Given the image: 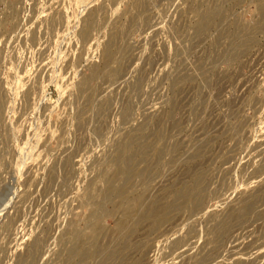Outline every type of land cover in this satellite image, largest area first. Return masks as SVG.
<instances>
[{"label":"rangeland","instance_id":"374dc122","mask_svg":"<svg viewBox=\"0 0 264 264\" xmlns=\"http://www.w3.org/2000/svg\"><path fill=\"white\" fill-rule=\"evenodd\" d=\"M2 20L0 264H264L260 0H0Z\"/></svg>","mask_w":264,"mask_h":264},{"label":"bare ground","instance_id":"6f19581e","mask_svg":"<svg viewBox=\"0 0 264 264\" xmlns=\"http://www.w3.org/2000/svg\"><path fill=\"white\" fill-rule=\"evenodd\" d=\"M261 2V7H262V10L264 11V0H260ZM219 9L216 8V10H210L208 15L204 16L202 19H201V29L204 28L205 26H207V24H209L211 21L215 20V18L219 15ZM6 20H2L0 21V30L1 28L3 27V24L2 23H5ZM7 28V27H6ZM245 31H242V32H245V35H254L258 30H261V31H264V24L261 23L260 21H258L255 26H252V27H244L243 28ZM250 38V37H249ZM253 37H251L250 39H252ZM249 42V39L247 41V43ZM244 43L242 42L240 45H243ZM242 47V46H241ZM112 55V54H111ZM114 57V56H113ZM111 58V57H110ZM112 59V58H111ZM109 59V60H111ZM113 60V59H112ZM111 60V61H112ZM133 143V142H132ZM131 143V144H132ZM140 145V144H139ZM132 148V147H131ZM130 148V149H131ZM145 149V148H144ZM139 151V150H138ZM134 153V152H133ZM152 153V152H151ZM150 153V154H151ZM149 155V154H148ZM172 157V156H171ZM132 158V157H131ZM130 158V159H131ZM145 158V157H144ZM134 161V160H133ZM70 165V164H69ZM136 171V170H135ZM201 180V178H198V180L196 182H199ZM187 189V188H186ZM190 189H187L186 193L183 195V197L186 199L188 193H189ZM163 213V212H161ZM167 213V212H166ZM167 216V215H166ZM150 218V217H149ZM159 222V220H154L152 222V224L150 226H154L156 225L157 223ZM129 225V224H127ZM122 228L123 230L125 231L126 230V224L125 223H122ZM129 230V229H128ZM123 238V237H122ZM129 246V245H128ZM98 252V251H97ZM99 253V252H98ZM96 253V254H98ZM100 254V253H99ZM102 254V253H101ZM97 257H100L99 255ZM99 259V258H98ZM109 261V260H108ZM129 261V260H128ZM106 264V263H105Z\"/></svg>","mask_w":264,"mask_h":264}]
</instances>
